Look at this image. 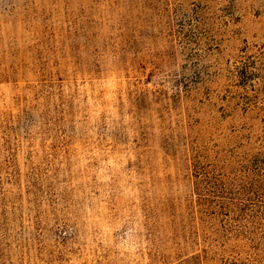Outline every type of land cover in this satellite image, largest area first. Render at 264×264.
Masks as SVG:
<instances>
[{
    "label": "rangeland",
    "instance_id": "rangeland-1",
    "mask_svg": "<svg viewBox=\"0 0 264 264\" xmlns=\"http://www.w3.org/2000/svg\"><path fill=\"white\" fill-rule=\"evenodd\" d=\"M0 264H264V0H0Z\"/></svg>",
    "mask_w": 264,
    "mask_h": 264
}]
</instances>
